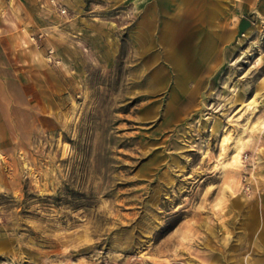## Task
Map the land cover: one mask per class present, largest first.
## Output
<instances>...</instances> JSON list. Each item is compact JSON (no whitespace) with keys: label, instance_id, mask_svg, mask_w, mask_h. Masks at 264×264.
Here are the masks:
<instances>
[{"label":"rangeland","instance_id":"obj_1","mask_svg":"<svg viewBox=\"0 0 264 264\" xmlns=\"http://www.w3.org/2000/svg\"><path fill=\"white\" fill-rule=\"evenodd\" d=\"M158 1L0 0V264H264V9L217 4L205 65L132 35Z\"/></svg>","mask_w":264,"mask_h":264},{"label":"crops","instance_id":"obj_2","mask_svg":"<svg viewBox=\"0 0 264 264\" xmlns=\"http://www.w3.org/2000/svg\"><path fill=\"white\" fill-rule=\"evenodd\" d=\"M162 0H159L161 2ZM189 1L190 5L188 9L192 12V0ZM215 1L211 3L210 0H198L201 2L198 7L199 12L205 13L208 17H171L170 6H178L183 3L180 0H163L165 2L166 9L160 14V17H150L153 14V8H151V2L147 3L148 15L143 21H139L136 25L135 30L132 32L134 37L143 40H147L152 33V37L162 39L163 44L167 41V46L171 43L172 51L170 53L176 54L178 46H180L179 40L182 39H192V57L197 59L202 63L212 64V61H207L213 54H219L224 59H228V52L225 50V44L228 42L221 32L214 28L220 21L216 20V17H212V14L218 11L217 4H221L226 0H212ZM156 3V2H154ZM254 4L258 5L261 9H264V0H254ZM160 6H163L159 3ZM161 9V8H160ZM182 9V7H179ZM132 22L135 21V17H131ZM183 24V27H182ZM177 32V33H176ZM173 39L177 40L176 43ZM169 40L170 41L169 43ZM220 56V57H221ZM222 59V58H221ZM223 60V59H222ZM221 60V61H222ZM196 67V66H195ZM213 69L212 66H209ZM192 66V88L197 87L196 75L193 73ZM14 68H7L4 63L0 60V118L8 115L10 112H14L17 108L18 91L20 81L14 86V81L16 80L14 73ZM21 79V77H17Z\"/></svg>","mask_w":264,"mask_h":264},{"label":"bare ground","instance_id":"obj_3","mask_svg":"<svg viewBox=\"0 0 264 264\" xmlns=\"http://www.w3.org/2000/svg\"><path fill=\"white\" fill-rule=\"evenodd\" d=\"M257 100L254 98V99H252L250 102H249V104L250 105H252V104H254L255 102H256ZM262 127L264 128V122L262 123ZM242 144H239L237 147H236V149H235V154H234V156H233V162L234 163H239L240 162V153H241V151H242Z\"/></svg>","mask_w":264,"mask_h":264},{"label":"water","instance_id":"obj_4","mask_svg":"<svg viewBox=\"0 0 264 264\" xmlns=\"http://www.w3.org/2000/svg\"><path fill=\"white\" fill-rule=\"evenodd\" d=\"M250 25V21L246 18H243L242 21L240 22V30H244L247 26Z\"/></svg>","mask_w":264,"mask_h":264},{"label":"built area","instance_id":"obj_5","mask_svg":"<svg viewBox=\"0 0 264 264\" xmlns=\"http://www.w3.org/2000/svg\"><path fill=\"white\" fill-rule=\"evenodd\" d=\"M63 11H65V9L63 8Z\"/></svg>","mask_w":264,"mask_h":264}]
</instances>
